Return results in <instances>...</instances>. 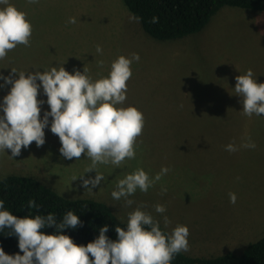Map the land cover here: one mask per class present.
Listing matches in <instances>:
<instances>
[{
  "label": "rangeland",
  "instance_id": "obj_1",
  "mask_svg": "<svg viewBox=\"0 0 264 264\" xmlns=\"http://www.w3.org/2000/svg\"><path fill=\"white\" fill-rule=\"evenodd\" d=\"M9 2L27 13L33 33L30 46L18 45L0 60V75L15 80L19 75L12 69L34 73L63 66L74 74L86 67L95 81L107 77L120 56L139 54L131 65L126 101L118 107H136L145 126L134 159L120 166L97 164L88 172L92 161L86 154L78 160L62 157L49 117L43 146L33 142L17 157L11 150L0 151V179L31 177L64 198L102 202L122 223L140 207L168 234L185 225L189 250L183 253L191 257L241 254L264 236V115H244L243 98L235 92L236 77L249 69L257 83H264V12L226 6L200 32L159 41L130 19L135 16L123 0ZM70 18L76 23H69ZM11 87L0 79V105ZM39 91L43 119L50 106L43 88ZM249 138L254 149L242 147ZM228 144L238 150L226 151ZM164 167L170 171L147 193L138 189L128 197L131 206L124 198H112L127 174L143 168L154 178ZM96 173L104 177L101 184L84 188L83 179ZM229 193L236 194L235 204ZM157 204L167 211L157 213ZM164 216L171 221L167 227Z\"/></svg>",
  "mask_w": 264,
  "mask_h": 264
},
{
  "label": "clouds",
  "instance_id": "obj_2",
  "mask_svg": "<svg viewBox=\"0 0 264 264\" xmlns=\"http://www.w3.org/2000/svg\"><path fill=\"white\" fill-rule=\"evenodd\" d=\"M38 2L28 0L30 4ZM0 5H4L0 7V60H3L18 45L30 46L33 26L27 19V13L9 0H0ZM130 19L139 22L140 18ZM151 22L158 23V17H153ZM69 23H76L75 18H70ZM102 51L97 46L96 52L102 54ZM139 59V54L135 53L131 58L120 56L111 64L109 75L95 81L87 74L86 67L83 73L76 70L74 74L63 66L59 70L52 67L50 71L34 73L12 69L19 75L15 80L12 76L0 75L5 84L12 85L0 105L3 112L0 115V151L11 150V156L17 157L21 155L22 148H28L33 142L37 147L43 146L44 130L49 125V117H52L51 132L60 139L62 157L78 160L86 154L92 161L88 172L95 170L97 164L120 166L126 159H134L145 118L134 106L118 105L126 101L127 82L132 77L131 65ZM103 63L99 61L98 66L103 67ZM236 81L235 92L243 98V114L248 117L264 115V83H257L251 69L237 76ZM41 87L50 106L43 119L41 106L44 101L38 99ZM242 147L254 149L256 145L249 138ZM237 150L234 144L226 146V151ZM169 171L164 167L152 178L143 168H138L117 182L111 196L116 201L124 198L131 206L134 201L128 197L138 189L147 193ZM103 180V175L96 173L94 178L83 179L82 186L91 190ZM161 192L166 193L167 188L162 187ZM229 197L235 204L236 194L229 193ZM29 207L39 208V205L30 200ZM3 209L4 201L0 200V231L9 228L12 230L10 235L18 236V246L23 255H8L0 247V264H171L176 254L189 250L190 230L187 226L177 225L171 234H167L162 231L160 223L140 207L129 213L126 230L115 228L117 240L108 238L109 228L105 225L100 229L99 237L87 246L78 245L70 236L63 234L64 229H75L81 225L79 216L71 211L57 223L53 214L20 218ZM155 211L163 214L167 209L157 204ZM170 223L164 216L165 227ZM45 228H55L56 231L45 234L42 231Z\"/></svg>",
  "mask_w": 264,
  "mask_h": 264
},
{
  "label": "trees",
  "instance_id": "obj_3",
  "mask_svg": "<svg viewBox=\"0 0 264 264\" xmlns=\"http://www.w3.org/2000/svg\"><path fill=\"white\" fill-rule=\"evenodd\" d=\"M129 11L139 17L146 33L159 41H171L200 32L223 7H237L264 12V0H123ZM158 17V23H152ZM0 200L4 209L23 218L53 214L57 223L71 211L78 215L81 225L64 229L78 245L87 246L99 237L105 225L110 240H117L116 227L126 230L127 222H120L104 203L92 199H67L53 189L31 177L8 175L0 179ZM35 200L39 208H30L29 201ZM147 227V226H146ZM162 231L168 232L160 225ZM150 230V229H149ZM11 229L0 231V247L6 254L23 255L19 249V238L10 235ZM45 234H54L55 228H45ZM171 264H264V236L250 243L241 254L226 253L212 258L191 257L183 252L176 254Z\"/></svg>",
  "mask_w": 264,
  "mask_h": 264
}]
</instances>
